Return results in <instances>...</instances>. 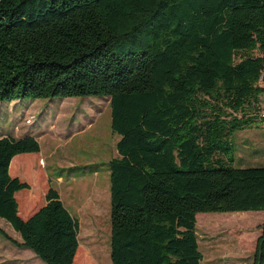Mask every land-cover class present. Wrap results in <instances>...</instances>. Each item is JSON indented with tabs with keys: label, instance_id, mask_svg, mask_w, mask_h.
Instances as JSON below:
<instances>
[{
	"label": "trees",
	"instance_id": "16d2710c",
	"mask_svg": "<svg viewBox=\"0 0 264 264\" xmlns=\"http://www.w3.org/2000/svg\"><path fill=\"white\" fill-rule=\"evenodd\" d=\"M262 74L264 0H0V102L109 97L111 264H201L197 213L264 211V166H232L227 141L253 121ZM39 151L0 137V218L21 240L0 234L45 264H87L57 190L18 214L30 185L14 156Z\"/></svg>",
	"mask_w": 264,
	"mask_h": 264
},
{
	"label": "rangeland",
	"instance_id": "374dc122",
	"mask_svg": "<svg viewBox=\"0 0 264 264\" xmlns=\"http://www.w3.org/2000/svg\"><path fill=\"white\" fill-rule=\"evenodd\" d=\"M264 87V81L260 82ZM253 121L227 137L232 166H264V120L256 114L264 109V91L259 96ZM252 112V111H251ZM108 96L24 98L0 102V137L35 134L40 151L34 157L16 155L19 179L32 187L36 211L45 202L43 170L51 185L61 192L65 205L78 220L79 258L87 264H111L110 183L108 160L116 157L119 135L112 131ZM216 157H225L216 155ZM44 161L43 165L40 161ZM13 176L14 174H10ZM62 181L56 182V176ZM22 189L19 195L28 192ZM31 196V193H29ZM200 212L195 229L201 264H253L252 253L264 211ZM20 215V214H19ZM0 228L20 241L19 234L3 218ZM1 264H45L28 248H21L0 234Z\"/></svg>",
	"mask_w": 264,
	"mask_h": 264
},
{
	"label": "crops",
	"instance_id": "0c3cea01",
	"mask_svg": "<svg viewBox=\"0 0 264 264\" xmlns=\"http://www.w3.org/2000/svg\"><path fill=\"white\" fill-rule=\"evenodd\" d=\"M26 135H32V136H34L36 139L38 138V136H36L35 134H26ZM23 136H25V135H23ZM23 136H20V137H23ZM15 137V136H14ZM20 137H15V138H20ZM36 153H38V152H31V153H21L20 154V156H22V157H34L35 158V156L37 155ZM18 155V154H17ZM15 157V156H14ZM41 162V165H43V163H44V161H43V159H42V161H40ZM20 171V170H19ZM19 171L18 170H14L13 171V176L12 177H17V178H20L21 176L19 175ZM40 175L42 176V182H43V184L40 186V191L41 190H43V189H45L46 190V192H47V190L50 188V187H52V188H54L55 190H57L56 189V187H54V186H52L51 185V180H52V178H50L49 177V175L43 170V172H41L40 173ZM56 182H60V181H62V176H56V178L54 179ZM22 181V180H21ZM26 190H29L28 192H26V193H23V194H21V195H19V197H17V194H16V192H15V198H16V201H17V204H18V214H20V217L21 218H23V219H27L28 217H30L33 213H30L32 210H33V203H35L36 201L34 200L35 199V197L33 196V190H32V187L31 188H25ZM20 191V190H19ZM18 192V191H17ZM57 192H58V194H59V197H60V199H61V201L63 202V204L65 205V203H64V200H63V197H62V194H61V192L60 191H58L57 190ZM29 193H31V196H33V197H29ZM45 195H46V193H45ZM27 199H30V202L31 203H28V204H25L24 205V201L25 200H27ZM46 203V200H45V202H44V204ZM33 204V205H32ZM43 204V205H44ZM41 207V206H40ZM65 207L67 208V206L65 205ZM39 209V208H38ZM68 209V208H67ZM70 211V210H69ZM71 213V212H70ZM72 214V213H71ZM197 233V232H196ZM19 237H20V235H19ZM1 264V263H0Z\"/></svg>",
	"mask_w": 264,
	"mask_h": 264
},
{
	"label": "built area",
	"instance_id": "2783aa9c",
	"mask_svg": "<svg viewBox=\"0 0 264 264\" xmlns=\"http://www.w3.org/2000/svg\"><path fill=\"white\" fill-rule=\"evenodd\" d=\"M263 75L264 74H262V77H263ZM260 118L262 119V120H264V109H262L261 111H260Z\"/></svg>",
	"mask_w": 264,
	"mask_h": 264
}]
</instances>
